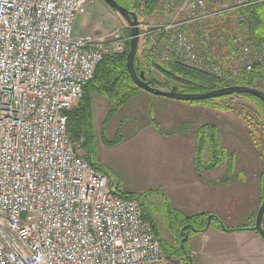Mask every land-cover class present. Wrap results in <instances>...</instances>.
I'll list each match as a JSON object with an SVG mask.
<instances>
[{
	"label": "built area",
	"instance_id": "2783aa9c",
	"mask_svg": "<svg viewBox=\"0 0 264 264\" xmlns=\"http://www.w3.org/2000/svg\"><path fill=\"white\" fill-rule=\"evenodd\" d=\"M86 1L0 0V264H172L139 201L112 189L68 131L67 113L97 64L130 40L116 32L77 37ZM249 4L180 0L160 25L167 33L155 55L221 78L219 62L202 49L208 37L192 40L185 26ZM174 14L184 17L175 22ZM262 57L243 45L244 74Z\"/></svg>",
	"mask_w": 264,
	"mask_h": 264
},
{
	"label": "rangeland",
	"instance_id": "374dc122",
	"mask_svg": "<svg viewBox=\"0 0 264 264\" xmlns=\"http://www.w3.org/2000/svg\"><path fill=\"white\" fill-rule=\"evenodd\" d=\"M126 2L131 8L130 11L136 16L141 34L137 49V61H141V67L148 71L146 74L148 77L154 75L161 78L150 63L152 61L160 63L177 61L160 60L153 49L165 45L167 29L159 30L162 29L160 25L169 23L180 0H156L155 7L150 13L146 11V0H126ZM163 6L168 9L166 11L161 10ZM233 13L235 12H225L224 14H228L227 17L217 15L202 22L188 23L185 26V33L192 40L200 41L202 37H205L204 35H210L212 45H214L211 52L219 59L222 69L223 67L232 70L239 69V64H241L240 57L237 54L224 60L225 54H227L225 44L228 39L234 37L236 32V18ZM183 17L182 14L177 16L174 14V18H177L175 22L181 20V18L183 19ZM76 18L74 24L75 35L86 36L97 33L104 35L116 32L121 37H130V28L126 21L103 0H87ZM123 27L127 28L124 29ZM199 28L202 30H199ZM114 38L112 36L110 41ZM208 40L210 41V39ZM164 51H166V48H164ZM123 52L124 50L109 53ZM262 86L264 87V84ZM148 95L155 99L153 110L163 112L160 120L162 129L173 132L174 135L159 137L161 142L151 136L144 139L143 136H134L133 134L141 128L143 123L150 120L142 112V110H145L143 101L138 99L130 106L126 103L122 108L109 115L110 103L107 97L102 93H93L91 108L93 128L91 129L94 132V137L86 146H81L84 143L83 138L73 137L72 140L80 156L85 157L89 152L94 163L99 165L107 174L113 187L120 188L124 191L123 193H133L139 203L142 204V211L147 214L153 213L159 228L160 238L165 244L163 253L166 259L172 264H192L191 259L194 256L192 252L196 249V233L188 234L187 239L184 240V253L181 255L172 254V248L176 244H180L182 238V236L178 238L173 234L177 228L175 224L179 220L178 214L175 213L181 212L191 215L201 203L202 210L209 213L207 215L213 213L226 227L254 223L255 217L253 216L256 215L264 195L259 180L264 159L262 127L258 123L255 134L251 133L253 128L242 120L237 112L241 111L244 116H247L248 113L251 114L252 106L250 107L242 98L236 95L225 99L236 111H217L212 108L204 110V108H194L192 106L195 104L186 101L153 96L151 93ZM93 104L96 105V114ZM151 121L148 122L151 123ZM204 122L216 124L222 144L229 150L237 152L236 171L243 173L244 179L236 176L234 170L228 183L219 181L218 186H215L212 179H210L212 172L200 168L202 175L207 177L202 181L207 180L208 191L202 192L200 200V193L197 190L195 191L194 187L188 186L189 189L185 192V196L188 198L184 202L192 208L193 211H190L181 204L177 207L176 199L179 193L173 188H175V184L179 185L181 182L191 183L192 176L187 172L193 170L190 163H188V159L190 155L193 156V159L195 157L197 144L193 143L195 140L194 133ZM171 123L173 125L170 127ZM115 135H118L123 141L112 145L102 141V138L113 140ZM125 140L127 142H124ZM162 141H165V146ZM190 148L192 152L189 151ZM200 157L203 161L206 159L205 150ZM225 171V164L218 167L216 173H218L219 180L225 178ZM197 174L199 176L200 172ZM194 180L195 182L192 181V184H198L196 178ZM215 187L223 190L217 193L218 198L214 201L212 195L214 196L213 189ZM189 192L191 193L189 194ZM170 211L173 212L171 215L169 214ZM212 220V226L215 227L217 221ZM170 224L173 225L171 228ZM213 229L212 231H216V229ZM181 231L182 229H180ZM210 242L214 244L210 246L212 248L216 246L229 248L230 250L241 249L237 245V239L232 236H218L216 239H211ZM221 258L227 257L223 255Z\"/></svg>",
	"mask_w": 264,
	"mask_h": 264
},
{
	"label": "trees",
	"instance_id": "16d2710c",
	"mask_svg": "<svg viewBox=\"0 0 264 264\" xmlns=\"http://www.w3.org/2000/svg\"><path fill=\"white\" fill-rule=\"evenodd\" d=\"M115 1L126 9H131L129 8L126 0ZM250 1V5L245 8L238 9L235 13H233L236 18V32L234 37L228 39L225 44L227 54H225L226 57L224 59L226 60L228 57H232L235 54L240 57V48L243 47V45H250L253 50L261 52L263 57L261 62L254 65L249 74H244L242 63L239 64V69L232 70L227 67H223V69L221 68L222 77L219 78L213 74L189 68L178 62L160 63L152 61L150 63L151 67L154 68L156 73H158L161 78L154 75H150L149 77L146 75V78L152 80L154 85L157 87L166 89L167 87L175 86L177 91L183 93H205L228 85H245L263 91V87L261 86L264 84V0ZM155 4L156 0H146L147 13H150L154 9ZM227 15L228 14H221L222 17H227ZM199 30L202 29L199 28ZM204 36L208 37L210 41H208L202 49L205 51L208 49L211 56L219 62V59L211 52L214 45H212L210 35ZM238 38H241L243 42L240 44L235 43ZM128 49L129 41L126 43V48L123 53H109L102 58V60L97 64L93 78L84 86L83 95L78 102L79 105L67 113V127L69 134L71 138H83L84 143L81 146H86L94 137V132L91 129L93 128V114L91 110L93 93H102L107 97L110 103L109 115H111L122 108L130 99L135 97L136 92L141 90L132 81L126 67ZM136 56L137 53L134 57V67L136 71H144L147 74L148 71L141 67L142 63L139 60L137 61ZM233 95L242 98L245 103H247L250 107L252 106L251 114L248 113L247 116H244L241 111L237 113L242 120L247 122V124L253 128L251 129V133L255 134L256 125L259 123L260 127H262V136L264 139V104L254 95L248 93L232 94L188 103L206 106L217 111H233L235 109L225 100ZM194 135L197 144L195 151L196 154L194 157L195 168H202L203 170L209 171L225 164V178L222 182L227 183L230 181V176L236 169L237 165V152L235 150H229L222 144L217 125L213 122H204L198 127ZM102 141L106 144L112 145L122 142L123 139L118 137V135H115L113 140L102 138ZM204 150L207 153V158L203 161L200 156ZM84 158L88 160L96 169L103 171L99 165L94 163L93 158L89 155V152ZM239 177L244 179V174L239 173ZM259 180L260 185L263 187L264 194V159ZM116 190V192H118L117 188ZM119 194L125 197L136 198L133 193L119 192ZM140 205L142 208L141 203ZM171 213L173 212L170 211L169 214L171 215ZM175 214H178L179 220L175 224V227L177 228L174 230L173 234L178 238H180L179 236H182V238L180 240V244H176L172 250H169L172 251V254L181 255L185 251L183 247L184 240L187 239H184L183 236H185V234L188 236V234L192 232L196 234L204 232L209 227H206L208 215L203 213L186 215L181 212H176ZM142 216L151 223L154 233L160 242L162 251L165 250V244L160 238L159 228L153 213L151 212L147 214L142 211ZM212 219L217 221L215 228L221 230H223V226L227 229L226 231L230 232L236 230H251L258 234V232L253 229L254 223L252 222L248 225L244 224L236 227H226L215 215H212L210 220ZM169 226L171 228L173 225L170 224ZM186 226L188 227L185 228ZM262 226L264 228V214L262 218ZM180 229L184 230L180 232Z\"/></svg>",
	"mask_w": 264,
	"mask_h": 264
},
{
	"label": "crops",
	"instance_id": "0c3cea01",
	"mask_svg": "<svg viewBox=\"0 0 264 264\" xmlns=\"http://www.w3.org/2000/svg\"><path fill=\"white\" fill-rule=\"evenodd\" d=\"M76 19L77 18H75V21H76ZM75 21H74V24H75ZM123 28L126 29L127 27H123ZM73 29H75L74 25H73ZM76 36L77 37H85V36H79V35H76ZM156 41L159 42L158 40H156ZM139 42H140V40H139ZM148 94H149L148 92L140 90V91L136 92L134 98L130 99L127 102V105L130 106L131 104L135 103L136 100L138 101V99H141L139 101H143V104L145 107V110H142V112L144 113V116L147 115V119L152 120L151 123L148 122L150 120L144 122L143 125L141 126V128L139 130H137V132L134 133L133 135L136 137L143 136V139L145 137L151 136L154 139H156V140L158 139V141L161 142V139H159V137L171 136V135H174L175 133L169 132V131H164L162 129V125H161L160 120H161V117L163 115V112L153 110V103L155 102V99ZM153 96H155V95H153ZM147 102H148V104H147ZM192 107L204 108V110H207V108H208V107L202 106V105H193ZM93 108H94V112H95L96 111V105L95 104H93ZM95 114H96V112H95ZM158 117H160V118L158 119ZM144 119H146V118H144ZM172 122L174 123V120ZM173 123H171V125H169V126L171 127L173 125ZM96 126H97V122H96ZM156 140H155V142H156ZM124 142H127V140H125ZM162 143H164V146H165V141H162ZM193 143H196V141L194 140ZM168 144H169V141H168ZM189 151L192 152V149L190 148ZM188 163H190L191 168L193 170V171L187 172L188 174H191V176H192L191 183L187 182L185 184L184 182H181L179 185L175 184V188H173V189L177 190L179 193V195L176 199L177 207H179V204H181L187 210L190 209V211H193L192 208H190L189 205H187L186 202H184L188 198L185 196V192L188 191V189H189L188 186L194 187L195 191L197 190L200 193L199 199L201 200L202 192L208 191V189H207L208 182H207V180L202 181V179H204V178L207 179V177H204L202 175V171H200V169L197 170L195 168L194 159H193L192 155L189 156ZM217 170H218V168L209 170L212 172L210 174V176H211L210 179H212L213 185H215V186H218V184H219L218 182L219 181L222 182L224 179V178H222L221 180L218 179L219 178L217 176L218 173H216ZM235 171H236V169H235ZM198 172H200L199 176L197 174ZM212 176H214V177H212ZM224 176H225V172H224ZM236 176L239 177V171H236ZM194 178H196L198 184H195V185L192 184V181L195 182ZM114 190L117 191L116 188ZM222 190L223 189H218V187H215L213 189L214 196L212 195V199L214 201L216 200V198H218L217 193L222 192ZM118 192L123 193L124 191L119 188ZM190 193L191 192H189V194ZM185 204H186V206H185ZM200 204L198 206V209L193 208L196 210L194 212H192V214H199V213L205 214L206 213V212H204V210H202L203 208H202V205H200ZM206 214H209V213H206ZM211 215H213V213H211ZM212 222H213V220H210L209 227L204 232L196 235V240H195L196 241V249L194 250V252H192L194 255L193 258L191 259L192 264H264V240L262 239V237L260 235H258L257 233H255L254 231H251V230H238L236 232L224 231V230L213 227ZM211 227L216 229V231H212ZM218 236H221V237L222 236H232L233 238L237 239V245L241 249L230 250L229 248H225V247H216V246L214 248L210 247L211 245H214V244H211L210 240L216 239ZM223 255L226 256L227 258L222 259L221 256H223Z\"/></svg>",
	"mask_w": 264,
	"mask_h": 264
},
{
	"label": "water",
	"instance_id": "95a60500",
	"mask_svg": "<svg viewBox=\"0 0 264 264\" xmlns=\"http://www.w3.org/2000/svg\"><path fill=\"white\" fill-rule=\"evenodd\" d=\"M103 1L114 11L120 14L130 28V41H129V50L126 56V67L132 81L141 90L156 96L167 97V98L177 99L186 102L201 101V100H206V99L225 96V95L248 93L256 96L264 104V92L257 88L249 87L245 85H228L205 93H183L177 91L175 86L167 87L166 89L158 88L156 85H154L152 80L146 78V73L144 71L137 72L134 67V57L135 54L137 53L139 40H140V32L138 29V23L135 14L132 11L121 6L115 0H103ZM111 188L115 189V187H113L112 184H111ZM263 214H264V195L260 203V206L256 212L254 225H253V229L257 231L262 238H264V228L262 226ZM211 217L212 215L207 216L206 227L209 226ZM222 229L224 231L227 230L223 226ZM186 237L187 235L184 236V239H186Z\"/></svg>",
	"mask_w": 264,
	"mask_h": 264
},
{
	"label": "bare ground",
	"instance_id": "6f19581e",
	"mask_svg": "<svg viewBox=\"0 0 264 264\" xmlns=\"http://www.w3.org/2000/svg\"><path fill=\"white\" fill-rule=\"evenodd\" d=\"M250 4H251V1H250ZM250 4H249V5H250ZM244 8H245V7H244ZM240 9H241V8H240ZM236 11H237V10H236ZM234 12H235V11H234Z\"/></svg>",
	"mask_w": 264,
	"mask_h": 264
},
{
	"label": "flooded vegetation",
	"instance_id": "af4514ba",
	"mask_svg": "<svg viewBox=\"0 0 264 264\" xmlns=\"http://www.w3.org/2000/svg\"><path fill=\"white\" fill-rule=\"evenodd\" d=\"M188 226H186L185 228H187ZM184 229H182V231H183Z\"/></svg>",
	"mask_w": 264,
	"mask_h": 264
}]
</instances>
